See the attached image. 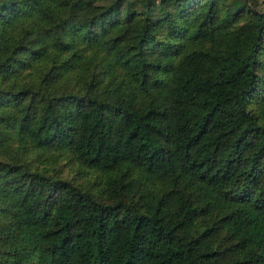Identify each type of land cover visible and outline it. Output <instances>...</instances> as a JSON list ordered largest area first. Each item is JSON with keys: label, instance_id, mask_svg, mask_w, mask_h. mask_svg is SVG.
Instances as JSON below:
<instances>
[{"label": "trees", "instance_id": "trees-1", "mask_svg": "<svg viewBox=\"0 0 264 264\" xmlns=\"http://www.w3.org/2000/svg\"><path fill=\"white\" fill-rule=\"evenodd\" d=\"M0 0V264H264V0Z\"/></svg>", "mask_w": 264, "mask_h": 264}, {"label": "rangeland", "instance_id": "rangeland-1", "mask_svg": "<svg viewBox=\"0 0 264 264\" xmlns=\"http://www.w3.org/2000/svg\"><path fill=\"white\" fill-rule=\"evenodd\" d=\"M165 5L170 8L171 10L176 8L175 0H166Z\"/></svg>", "mask_w": 264, "mask_h": 264}]
</instances>
